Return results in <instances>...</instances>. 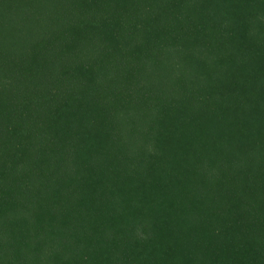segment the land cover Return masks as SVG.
Masks as SVG:
<instances>
[{
	"label": "trees",
	"instance_id": "1",
	"mask_svg": "<svg viewBox=\"0 0 264 264\" xmlns=\"http://www.w3.org/2000/svg\"><path fill=\"white\" fill-rule=\"evenodd\" d=\"M0 264H264V0H0Z\"/></svg>",
	"mask_w": 264,
	"mask_h": 264
}]
</instances>
